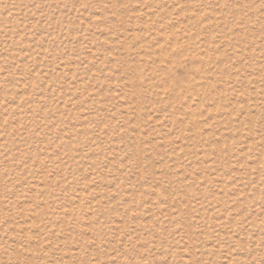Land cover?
Here are the masks:
<instances>
[{"label":"rangeland","instance_id":"obj_1","mask_svg":"<svg viewBox=\"0 0 264 264\" xmlns=\"http://www.w3.org/2000/svg\"><path fill=\"white\" fill-rule=\"evenodd\" d=\"M0 264H264V0H0Z\"/></svg>","mask_w":264,"mask_h":264}]
</instances>
